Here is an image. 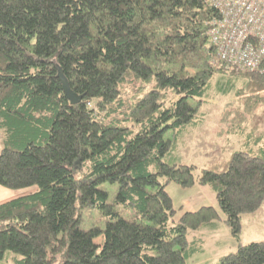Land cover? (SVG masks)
<instances>
[{"label":"trees","instance_id":"16d2710c","mask_svg":"<svg viewBox=\"0 0 264 264\" xmlns=\"http://www.w3.org/2000/svg\"><path fill=\"white\" fill-rule=\"evenodd\" d=\"M217 15L208 0H0V186L35 187L0 204V261L186 264L189 230L219 215L201 206L174 221L165 187L176 182L214 192L238 242L218 264H264V241H239L241 216L264 202V135L246 131L264 107V73L220 60L207 32ZM239 80L218 134L245 136L244 149L209 165L168 159L210 88ZM85 207L104 228H80Z\"/></svg>","mask_w":264,"mask_h":264},{"label":"rangeland","instance_id":"374dc122","mask_svg":"<svg viewBox=\"0 0 264 264\" xmlns=\"http://www.w3.org/2000/svg\"><path fill=\"white\" fill-rule=\"evenodd\" d=\"M240 82V80L237 81L235 87H228L227 91L222 93L212 89L215 86V82L212 84L214 86L210 88L203 98L204 102L199 111L200 120L196 127L188 128L184 132L178 148L168 159L185 165H209L226 160L232 151L244 149L245 136H239L236 133H230L229 135L218 134L225 127L219 123V116L223 113V110L232 108L229 103L233 100L234 93ZM246 131L254 134V136L264 135V107L257 109L249 118ZM165 136L169 137V134ZM1 148L2 144L0 141V150ZM252 148L257 150L258 146H253ZM31 188L35 190V187ZM100 188L108 191L107 203H113L118 185L107 182L101 184ZM165 189L169 193L176 210L174 221L183 212L195 211L201 206L211 205L215 207L219 215V219H216L210 225H203L196 230H189L186 238L197 250L186 259V264H218L221 256L235 251L238 242L236 238L234 239L231 236L229 227L224 222L225 214L219 209L215 194L211 189L199 184L185 188L176 182L167 184ZM118 210H121V214L124 217H131L132 210H124L121 206H119ZM80 220V228L83 230L97 225L104 228L107 221L99 209L87 207L81 211ZM240 224H242L239 234L241 244L264 241V202L254 213L242 215ZM194 240L200 242L194 244ZM102 241V234L94 239L97 244L102 243ZM12 255L15 256V254Z\"/></svg>","mask_w":264,"mask_h":264},{"label":"built area","instance_id":"2783aa9c","mask_svg":"<svg viewBox=\"0 0 264 264\" xmlns=\"http://www.w3.org/2000/svg\"><path fill=\"white\" fill-rule=\"evenodd\" d=\"M208 1L218 11L207 32L220 60L264 73V0Z\"/></svg>","mask_w":264,"mask_h":264},{"label":"crops","instance_id":"0c3cea01","mask_svg":"<svg viewBox=\"0 0 264 264\" xmlns=\"http://www.w3.org/2000/svg\"><path fill=\"white\" fill-rule=\"evenodd\" d=\"M32 190L33 188L31 187H27V189L11 190L0 186V204L10 199H14L17 196L28 194V192H31ZM7 257L8 259L0 261V264H14L12 261V257L10 255H8Z\"/></svg>","mask_w":264,"mask_h":264},{"label":"water","instance_id":"95a60500","mask_svg":"<svg viewBox=\"0 0 264 264\" xmlns=\"http://www.w3.org/2000/svg\"><path fill=\"white\" fill-rule=\"evenodd\" d=\"M57 76L60 80V84H62V91L64 95L68 98L70 103L75 104L78 103L82 97V95H77L71 88L70 85L68 84L64 74L62 73L60 68H57Z\"/></svg>","mask_w":264,"mask_h":264},{"label":"bare ground","instance_id":"6f19581e","mask_svg":"<svg viewBox=\"0 0 264 264\" xmlns=\"http://www.w3.org/2000/svg\"><path fill=\"white\" fill-rule=\"evenodd\" d=\"M245 42H246V46H247V48L249 49L250 46H251L250 39H249V40H246ZM263 59H264V58H263ZM263 59H262V60H263ZM263 65H264V60H263ZM240 69L245 70V69H243V68H241V67H240Z\"/></svg>","mask_w":264,"mask_h":264}]
</instances>
